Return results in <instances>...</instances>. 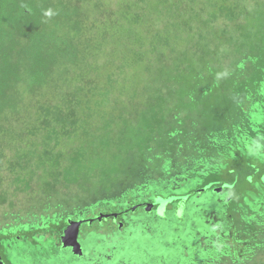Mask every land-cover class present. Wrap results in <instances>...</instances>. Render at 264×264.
Wrapping results in <instances>:
<instances>
[{"label":"trees","instance_id":"16d2710c","mask_svg":"<svg viewBox=\"0 0 264 264\" xmlns=\"http://www.w3.org/2000/svg\"><path fill=\"white\" fill-rule=\"evenodd\" d=\"M48 9L56 14L45 16ZM185 145L193 156H172ZM135 161L144 169L127 173ZM155 168L153 185L136 178ZM263 177L264 0H0L1 204L7 188L78 187L90 194L89 205H78L84 210L119 214L84 222L90 234L130 237V255L137 234L159 237L162 248L143 250L131 264L175 254L171 262H184L188 239L210 264H264ZM208 192L226 206L218 226L192 206ZM159 197L173 199L164 215L159 205L131 209ZM78 211L44 213L45 223L16 238L0 233L5 264L12 240L26 231L61 233L69 219L92 216ZM127 213L129 231L118 227ZM194 214L205 231L180 235ZM171 218L181 226L173 240L162 231ZM96 254L89 261L104 258Z\"/></svg>","mask_w":264,"mask_h":264},{"label":"rangeland","instance_id":"374dc122","mask_svg":"<svg viewBox=\"0 0 264 264\" xmlns=\"http://www.w3.org/2000/svg\"><path fill=\"white\" fill-rule=\"evenodd\" d=\"M116 34L113 37V45L115 43ZM111 42V43H112ZM202 134V133H201ZM199 134L197 138H200L201 140L202 135ZM194 136V134H193ZM165 150V149H163ZM172 152V151H171ZM153 154H158L157 151H153ZM193 152L187 148L185 145L184 149H182L179 153H172V156L175 158H178L180 160H186L185 156L191 157L193 156ZM144 168L139 161L131 162V165L127 168V173L132 172H139L142 171ZM153 170V169H151ZM2 174L5 177H8L11 175L9 170H3ZM156 174V168L145 175L138 176L143 177V179L146 182V185L150 186L153 185L154 176ZM37 176L34 177L36 179ZM127 182L132 183V179L128 180ZM134 183H136L134 181ZM197 180L192 181L191 183H186L185 186L187 187H194L196 186ZM16 187V185H15ZM7 188V187H6ZM200 188V187H199ZM52 189V188H51ZM8 194L10 197L7 198V201L3 204L0 203V233L2 236L6 235L4 233L12 232L16 235H18V230L21 229V232L25 231V229L28 226H31L32 223L34 225H41L45 223V221L42 219V214H52L56 211H62L64 214H72L74 212V209H78L79 215L85 214L87 212L88 214H91V217L88 218H95L98 216L99 210H84L83 205H80V203H87L89 201V195L83 193L78 187H59L57 192H47L44 193V190L41 188H37L32 190H26L23 189L20 191V189H14V188H7ZM264 192V190H262ZM229 193V191H225L222 196L225 197ZM264 194V193H263ZM231 193L227 195L229 197ZM220 196V198H222ZM1 197V196H0ZM260 198V196H257ZM149 198V196L145 197V199ZM192 206L193 208H200L202 214L205 216L206 220H210L215 225L218 226L217 222L222 221L224 213L226 211V206L224 203H216V198L213 195L212 192H208L204 194L203 196L197 195L193 197L192 199ZM0 202H2L0 200ZM147 202V201H146ZM86 205H89L88 203ZM90 207V206H88ZM170 209H174V206H170ZM114 211H108V213H113ZM117 212V211H115ZM102 213H105L103 211ZM130 213L125 214L122 217V222L124 223L125 230L129 231V228L131 226L130 220ZM145 216V211L141 210L135 215V220L142 221ZM87 218V217H86ZM87 218V219H88ZM72 220H80V219H74ZM82 219V218H81ZM203 218L201 216H197L194 214V218L191 222H189V225L186 226L189 229L186 230H178L180 235H183L185 233H197L201 231V228L205 231L206 227L203 223ZM171 222L168 224H164L165 226L162 227V231H165L167 236L170 240H173L174 235L172 234L175 227H181L173 218L170 219ZM197 226V231H193L192 225ZM21 225L20 227H18ZM18 227V228H16ZM13 230H12V229ZM66 228V227H65ZM64 228V229H65ZM221 228H226L225 223L221 226ZM64 229H62L61 233L52 232L51 230L47 229L45 232H40L37 234H34L30 236L26 231L25 238H20V242L15 240H12L11 243L8 245V254L11 257L12 264H120L121 262H125L124 264H131V261L135 259L136 256L140 255L143 250L147 249L151 251L152 253H155L158 249L162 248L163 245L161 244V241L158 238H152L151 236H145L143 237L140 234H137V236L134 237V241L139 244V246L136 248L134 254L130 255L132 253L130 244L132 242V239L130 237H126L125 240L117 241L113 238H109L108 236L102 237V235H96V234H90L88 230H91L90 224H83L81 227L80 232V241L82 242L83 246L86 248L88 257L82 258L74 255L70 249H65L61 246V236L64 232ZM126 231V232H128ZM262 234V242H264V229ZM56 237L59 238V241L56 242ZM173 238V239H172ZM10 239V238H9ZM54 242V243H53ZM187 244L191 246L189 248L190 250L187 253V259L186 261L182 262L179 259L174 260L176 257L172 256L170 258H166L164 260H160L157 262V264H164L166 262L170 264H210L206 260L209 259L208 256H206V253L198 252L196 250V247L193 246V242L188 239ZM3 248L0 247V250ZM32 249V251H31ZM183 249V248H182ZM181 249V252H182ZM39 250V256L38 253L34 254V251ZM61 250V256L57 255L58 251ZM97 253V254H96ZM180 253V251L178 252ZM94 254L101 257L104 256V258H97L95 261H89ZM114 254L115 260L112 259V255ZM76 257V258H75ZM5 261V259H4ZM247 262V260H245ZM229 264V263H227Z\"/></svg>","mask_w":264,"mask_h":264},{"label":"water","instance_id":"95a60500","mask_svg":"<svg viewBox=\"0 0 264 264\" xmlns=\"http://www.w3.org/2000/svg\"><path fill=\"white\" fill-rule=\"evenodd\" d=\"M264 179V177H263ZM225 186L222 187H216L214 189L215 192L217 193H221L224 190ZM207 188H203L200 189L199 192H203L205 191ZM173 199H166V198H162L159 197L155 200L154 203H145L144 205V209L146 211H152L155 207V205H159L158 209H157V213L160 215H164L166 210H167V205L172 202ZM186 199H182L180 206L177 209V215L181 216L185 210V204H186ZM139 206H142L140 204L138 205H134L131 209L133 211H136L137 208ZM118 213L114 212V213H100L98 216H96L95 218L98 221H103L104 219H108L111 217L117 218L118 217ZM95 218H88V219H80V220H72L69 219L68 220V225L67 227L64 229V232L61 236V246L65 249L67 248H71V251L74 255L78 256V257H82L84 255V248H83V244L80 241L79 237H80V232H81V227L83 225L84 222H88L90 224H92L95 220ZM119 227L122 228L123 227V223L120 222ZM0 264H4V262L0 259Z\"/></svg>","mask_w":264,"mask_h":264},{"label":"flooded vegetation","instance_id":"af4514ba","mask_svg":"<svg viewBox=\"0 0 264 264\" xmlns=\"http://www.w3.org/2000/svg\"><path fill=\"white\" fill-rule=\"evenodd\" d=\"M157 205H155V207H154V209L153 210H156L157 209ZM139 208H143L144 209V206H139L138 208H137V210L139 209ZM136 210V211H137ZM152 210V211H153ZM136 211H134V212H136ZM108 219H110V218H108ZM108 219H104L105 221H108ZM120 222H122V221H119V223ZM118 223V224H119ZM93 224V223H92ZM118 227H119V225H118ZM124 228V223H123V227H122V229ZM83 248H84V255L82 256V258H87L88 256V253H87V250H86V248L83 246ZM67 249H70L71 250V248H67ZM0 259L4 262V264H5V261H4V258H3V256H2V254H1V252H0Z\"/></svg>","mask_w":264,"mask_h":264},{"label":"clouds","instance_id":"9594fccd","mask_svg":"<svg viewBox=\"0 0 264 264\" xmlns=\"http://www.w3.org/2000/svg\"><path fill=\"white\" fill-rule=\"evenodd\" d=\"M54 14H56V13H54L52 9H48V10H46V11L44 12V15L47 16V17H51V16H53Z\"/></svg>","mask_w":264,"mask_h":264}]
</instances>
